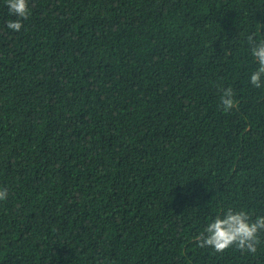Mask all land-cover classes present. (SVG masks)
<instances>
[{"label": "trees", "instance_id": "trees-1", "mask_svg": "<svg viewBox=\"0 0 264 264\" xmlns=\"http://www.w3.org/2000/svg\"><path fill=\"white\" fill-rule=\"evenodd\" d=\"M28 3L16 32L0 0V264H264V233L194 240L264 215V0Z\"/></svg>", "mask_w": 264, "mask_h": 264}, {"label": "clouds", "instance_id": "clouds-1", "mask_svg": "<svg viewBox=\"0 0 264 264\" xmlns=\"http://www.w3.org/2000/svg\"><path fill=\"white\" fill-rule=\"evenodd\" d=\"M9 14L17 17L7 22V28L19 32L23 27L22 21L29 17L30 9L28 0H6ZM251 55L257 68L250 75V83L256 88H264V39L255 41L249 37ZM235 93L231 87L223 89L220 96V105L224 111L236 106ZM8 189L0 188V201L6 200ZM264 233V215L254 219L244 210L228 208L221 215L212 218L207 226L195 238L197 247L211 248L217 253H223L235 247L241 253L255 254L261 243L260 234Z\"/></svg>", "mask_w": 264, "mask_h": 264}]
</instances>
